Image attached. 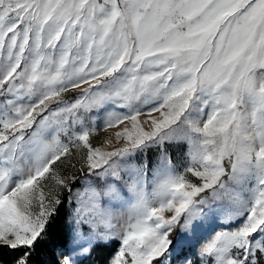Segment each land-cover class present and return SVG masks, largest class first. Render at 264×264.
Returning a JSON list of instances; mask_svg holds the SVG:
<instances>
[{"label": "snow or ice", "instance_id": "obj_1", "mask_svg": "<svg viewBox=\"0 0 264 264\" xmlns=\"http://www.w3.org/2000/svg\"><path fill=\"white\" fill-rule=\"evenodd\" d=\"M65 205L53 264H264V0H0V264Z\"/></svg>", "mask_w": 264, "mask_h": 264}, {"label": "trees", "instance_id": "obj_2", "mask_svg": "<svg viewBox=\"0 0 264 264\" xmlns=\"http://www.w3.org/2000/svg\"><path fill=\"white\" fill-rule=\"evenodd\" d=\"M69 209L65 205L61 209L59 216L54 220L46 231V235L43 240H39L36 243V252L33 257L34 264H53L56 260V252L58 250V244L67 236L66 220L68 218ZM104 252V257H100L99 260L107 257L109 249ZM7 252V250H5ZM7 255L5 259H9ZM98 260V261H99ZM97 262V261H95ZM98 264V262L96 263Z\"/></svg>", "mask_w": 264, "mask_h": 264}, {"label": "rangeland", "instance_id": "obj_3", "mask_svg": "<svg viewBox=\"0 0 264 264\" xmlns=\"http://www.w3.org/2000/svg\"><path fill=\"white\" fill-rule=\"evenodd\" d=\"M104 135H105V133L100 132L99 135L96 138H94L95 142L99 143L100 140L104 137ZM186 150H187V145H185L184 148H183V151H186ZM173 155H174V157H177L178 158L179 156L182 155V152L181 153H175L174 152ZM105 251H107V250L106 249L97 250V252L93 254L91 260H86L85 261V264H94L95 261L98 262V260L100 259V257H104L103 254H104Z\"/></svg>", "mask_w": 264, "mask_h": 264}]
</instances>
